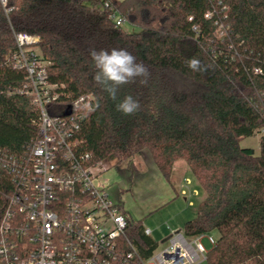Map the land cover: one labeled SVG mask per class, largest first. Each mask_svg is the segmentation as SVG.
Returning a JSON list of instances; mask_svg holds the SVG:
<instances>
[{
	"label": "trees",
	"instance_id": "trees-1",
	"mask_svg": "<svg viewBox=\"0 0 264 264\" xmlns=\"http://www.w3.org/2000/svg\"><path fill=\"white\" fill-rule=\"evenodd\" d=\"M111 1L139 33L110 20L105 0L0 1V147L22 154L40 138L39 111L20 93L26 72L9 62L18 34L38 36L49 82L73 100L92 96L78 137L93 162L120 166L148 151L170 180L183 160L206 193L185 236L219 233L208 264H264V150L241 145L264 126V74L253 71L264 70V0ZM93 47L127 49L148 67V85H123L113 101L93 79ZM193 57L208 70L192 72ZM126 95L141 105L131 116L116 110ZM127 235L142 259L158 248L141 221L129 218Z\"/></svg>",
	"mask_w": 264,
	"mask_h": 264
},
{
	"label": "built area",
	"instance_id": "built-area-1",
	"mask_svg": "<svg viewBox=\"0 0 264 264\" xmlns=\"http://www.w3.org/2000/svg\"><path fill=\"white\" fill-rule=\"evenodd\" d=\"M104 7L117 26L127 23L111 0H105ZM39 42L38 36L18 34L17 50L9 59L14 68L26 72L20 93L30 96L39 111L40 138L22 154L0 147V264H199L207 260L209 250L203 241L213 247L217 240L207 234L187 237L182 229L171 230L169 243L142 259L127 235L129 217L110 197L108 180L102 179L108 168L94 163L81 148L78 133L92 96L73 100L64 85L49 82L48 62ZM253 71L264 74L261 66ZM59 104L62 114H52ZM68 108L72 112L65 116ZM255 134L264 150V126ZM145 234L152 236L153 230L145 227Z\"/></svg>",
	"mask_w": 264,
	"mask_h": 264
},
{
	"label": "crops",
	"instance_id": "crops-1",
	"mask_svg": "<svg viewBox=\"0 0 264 264\" xmlns=\"http://www.w3.org/2000/svg\"><path fill=\"white\" fill-rule=\"evenodd\" d=\"M138 157L142 169L136 166L134 168L135 160L126 164L128 175L125 176L127 185L129 184L128 192L131 193H116L114 199L131 220L141 221L145 227L153 230V235L156 229L146 225V222L152 223L151 217H159L156 220L159 223L155 227H158V237L162 238L161 244L165 243L166 246L172 235L171 230H183L186 222L197 216L196 203L203 201L206 194L197 201L200 197L199 183H194L188 175V168L182 162L175 164L172 177L167 180L145 151ZM162 211L164 212L161 213ZM199 264L208 262L205 260Z\"/></svg>",
	"mask_w": 264,
	"mask_h": 264
},
{
	"label": "clouds",
	"instance_id": "clouds-1",
	"mask_svg": "<svg viewBox=\"0 0 264 264\" xmlns=\"http://www.w3.org/2000/svg\"><path fill=\"white\" fill-rule=\"evenodd\" d=\"M89 54L95 68L94 81L113 101L118 100V92L123 85L137 83L147 86L150 71L143 62L124 48L99 49L90 48ZM186 66L192 72L204 73L208 66L195 57L187 60ZM140 102L132 95H126L116 103V110L126 116L134 115L140 110Z\"/></svg>",
	"mask_w": 264,
	"mask_h": 264
},
{
	"label": "rangeland",
	"instance_id": "rangeland-1",
	"mask_svg": "<svg viewBox=\"0 0 264 264\" xmlns=\"http://www.w3.org/2000/svg\"><path fill=\"white\" fill-rule=\"evenodd\" d=\"M229 27H230V24H228V22L226 20H223L221 22L220 26L218 27V29H216V33H215L216 34L215 37H217L216 39L222 40L225 36H227L226 34H227V31L229 30L228 29ZM123 28L126 31H128L129 33H139L140 32V28L138 26L132 25L128 22L124 24ZM233 46L231 45L230 47H233ZM230 47H229V49H230ZM234 47H236V46H234ZM39 51H40V53H42L41 49H39ZM260 139L261 138L258 134H254L253 136L245 138L244 140H242L241 145L244 148L252 149L255 152L256 156H260L262 154V151H263ZM145 152H146L147 156H149L151 158V160L153 161V158H152L150 152H148V151H145ZM133 160H135V165H133L134 168H135V166H136V168H139V167L141 169L143 168L140 164L141 161H140L138 156H136ZM180 162L185 164V166L188 168V172H189L188 175L190 176V178H192V180L194 181L195 184H198V181L196 180L195 176L192 174L188 165L183 160H179L176 163H180ZM153 163H154V161H153ZM105 167L108 169L103 174L102 179L108 180V190H109L110 197L113 200H115L114 195L116 193H119L121 195H126L128 193H131V192H128L129 191V188H128L129 184L127 185V181H126V176L128 175L127 170H126L127 169L126 164L118 166V165H115V162H110V163H105ZM173 180H175V178H173ZM198 189L200 192V197H198L197 201H200L201 197L205 196L206 193L201 188L200 185H198ZM181 198L183 199V196H181ZM197 203H196V206H198ZM163 212L164 211H162L161 213H163ZM157 218H159V217H156V216L153 218L151 217L150 219H152V221L154 223L153 222L152 223L146 222V225L152 227L153 229H156L155 234L153 236H154L155 241L158 242V249L161 250L165 247V243L161 244L162 238H159L158 234H157L158 233L157 232L158 227L157 228L155 227V225H157L159 223V222H156V220L158 221ZM207 235L213 236L216 240H218V237H219V233L217 231H212L210 233H207ZM203 244L205 245L206 249H208V250H210V248L212 247L207 240H204Z\"/></svg>",
	"mask_w": 264,
	"mask_h": 264
},
{
	"label": "water",
	"instance_id": "water-1",
	"mask_svg": "<svg viewBox=\"0 0 264 264\" xmlns=\"http://www.w3.org/2000/svg\"><path fill=\"white\" fill-rule=\"evenodd\" d=\"M71 112H72L71 108H68V109L65 111L64 115H65V116H68V115L71 114Z\"/></svg>",
	"mask_w": 264,
	"mask_h": 264
}]
</instances>
